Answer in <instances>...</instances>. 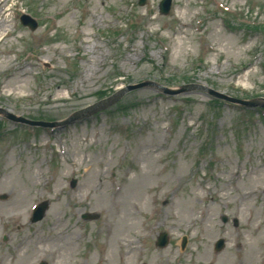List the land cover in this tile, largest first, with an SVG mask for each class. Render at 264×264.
Instances as JSON below:
<instances>
[{"label": "rangeland", "instance_id": "obj_1", "mask_svg": "<svg viewBox=\"0 0 264 264\" xmlns=\"http://www.w3.org/2000/svg\"><path fill=\"white\" fill-rule=\"evenodd\" d=\"M0 2V108L17 116L62 121L146 80L264 97V0H173L166 15L160 0ZM22 12L37 20L35 30L21 23ZM191 91L166 96L139 87L119 100L124 108L114 104L56 130L0 116V177L7 180L0 210L21 209L27 171L35 182L29 210L17 212L22 218L0 219V264H97L104 241V264H241L245 242L258 240L250 229L264 217V114ZM119 184L126 186L121 196ZM254 187L256 194L242 196L241 188ZM44 200V218L31 222ZM254 209L259 223L250 220ZM85 212L100 216L85 220ZM133 218L136 226L125 231ZM163 231L169 244L158 247ZM220 237L226 246L218 254ZM125 239L135 251L126 253ZM255 257L262 264L264 234Z\"/></svg>", "mask_w": 264, "mask_h": 264}, {"label": "bare ground", "instance_id": "obj_2", "mask_svg": "<svg viewBox=\"0 0 264 264\" xmlns=\"http://www.w3.org/2000/svg\"><path fill=\"white\" fill-rule=\"evenodd\" d=\"M2 6H1V3H0V12H2ZM5 19V18H4ZM5 21V20H4ZM1 25H4L5 26V24L3 23V22H1ZM4 26H0L1 28H3ZM0 34H3V32H1L0 31ZM1 36V35H0ZM85 56V54H83V57ZM90 58H88L87 59V61L89 60ZM97 61V60H96ZM89 63L91 62V60L90 61H88ZM87 70H92V68H87ZM16 75H19L20 76V71H16ZM13 78H10L9 80H7V82L6 83H9L11 80H12ZM83 160H85V159H82V161ZM86 161V160H85ZM74 165V164H73ZM88 170V169H87ZM3 176H1L0 177V186H6V182H7V180H6V178H5V176L2 178ZM26 177H27V181H28V183H25L24 185H25V188H29V189H27L21 196H19V198H18V201H21V203L19 202V204H18V207L19 206H22L21 207V209H19L18 211H16V210H14L15 209V207H17V206H15V205H12V207H11V204H9V205H7L8 207H10L11 209H9V210H7V209H4V210H0V219H2V218H9V219H11V218H17V217H20V218H22V216H23V214L22 213H20V214H17V212H19L20 210H22L24 207H26V210L27 209H29L28 208V206L29 205H27L28 204V201H30V195L29 194H31L32 192V188L31 187H33L34 185H35V182H34V180H32L31 181V179H32V175L31 174H29V171H27L26 172ZM34 178H35V176H34ZM2 179V180H1ZM253 181H256V180H253ZM256 186V185H255ZM100 187V186H99ZM242 187V186H241ZM31 188V189H30ZM125 189H126V186H120L119 188H117V189H115V191L116 192H118V194H120V196L122 195V194H124L125 192ZM241 190H242V196L243 197H249L251 194H256L258 191L256 190V187H254V189H251V190H249V191H243V188H241ZM260 192V191H259ZM261 193H263L264 194V189H262V191H261ZM116 193H114V195H115ZM134 197L135 196H132L129 200H130V202L132 203L133 202V200H135L134 199ZM131 199H133V200H131ZM6 208V207H5ZM13 210V211H12ZM201 210V209H200ZM10 211H12V212H10ZM259 210H257V209H254V212L252 213V216H251V218H250V220H251V222H258L259 223V220H257V218L259 217V215H260V213L258 212ZM199 213H201L202 214V217L201 218H203V216L206 214V213H208V209H202V211H200ZM124 218V217H123ZM129 219V218H128ZM130 221V222H129ZM125 222V221H124ZM193 222H195V224H196V222H199L200 223V219H199V216L197 215V217L195 218V220H193ZM125 226L127 227H125V231H126V229L129 231L133 226H136V223L134 222V218L132 219V220H128V222H125ZM114 229V225L112 224L111 225V232H112V230ZM205 231H207V229H204ZM113 232H114V230H113ZM250 232L251 233H256L257 234V237H258V240L255 242V243H252V242H245V244H244V248L242 247V250H241V252H239V256L241 257V259H242V263L241 264H255V259H256V250H257V243L260 241V239L263 237V234H264V217L262 218V220H260V223L259 224H254L253 225V228L252 229H250ZM124 242L127 244V245H130V246H128V247H126L127 248V251H126V253H128L129 251H131V252H133V251H135V249H136V245H135V242L134 241H128V240H124ZM109 251H110V246H108V248H107V250H106V253L109 255ZM101 252V249L99 250V254H97V256H100V254H103V253H100ZM204 254H208L207 253V251H204L203 252ZM20 254H21V251L19 252V256H20ZM209 254H210V251H209ZM91 259H92V257H91ZM90 259V260H91ZM105 263L104 262V260H102V259H99V263ZM257 262V264H258V261H256ZM261 263L262 264H264V258L262 259V261H261Z\"/></svg>", "mask_w": 264, "mask_h": 264}, {"label": "water", "instance_id": "obj_3", "mask_svg": "<svg viewBox=\"0 0 264 264\" xmlns=\"http://www.w3.org/2000/svg\"><path fill=\"white\" fill-rule=\"evenodd\" d=\"M170 5H171V0H163V1L161 2V4H160L161 12H162V13H167V12L169 11V9H170ZM140 86H141V85H140ZM135 87H138V86H132V87H128V88H126V89H132V88H135ZM186 89H187V88H182L181 90H177V91H171V90H168V89H163V90H164V91H168V92L171 93V94H178V93H181V92L185 91ZM124 91H125V90H124ZM124 91H123V92H124ZM209 91H210V93H211L212 95H215V96H218V97H221V98H226V99H229V100H232V101L240 102V103H243V104H246V105H255V104H257L256 101H253V102H244V101H242V100L232 99V98H230V97H227V96H225V95H223V94L217 93V92L212 91V90H209ZM123 92H121V93L119 94V96H114L113 98H111V99H110L111 102H109V103H112L113 101H115L116 99H118V97H120V95H121ZM95 107H96V108H99L100 106H99V104H98L97 106H94L93 108H95ZM93 108H91V109H93ZM46 207H47V204H46V203H44V204H42L41 206H39V208H38V210H37V212H36V216H35V219H36V220H37V219H40V218L42 217V215H43V213H44Z\"/></svg>", "mask_w": 264, "mask_h": 264}]
</instances>
